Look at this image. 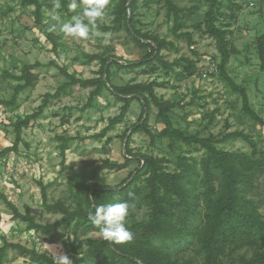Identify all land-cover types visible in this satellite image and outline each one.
<instances>
[{"label":"rangeland","instance_id":"374dc122","mask_svg":"<svg viewBox=\"0 0 264 264\" xmlns=\"http://www.w3.org/2000/svg\"><path fill=\"white\" fill-rule=\"evenodd\" d=\"M40 1L43 7L37 14L34 6L24 7L21 0H0V98L11 97L18 81L9 76L18 75L24 63L39 61L42 64L37 68L35 85L19 92L16 106H0V150L14 140L15 119L34 111L46 92L53 93L66 80L60 68L65 67L77 77L88 78L96 75L100 63L98 60L88 61L84 53H97L109 57L108 60L125 62L140 60L147 52L138 47L125 30L101 29L112 24L118 0H110L106 15L97 21L96 28L92 30L98 35L90 34L87 39H73L61 31L62 24L82 13L84 5L81 0H77L78 7L74 11L69 9L72 0H60L58 9L54 6V0ZM220 1L223 16L219 22L228 24L227 37L238 49V53L230 58L226 71L237 84L246 88L252 109L264 120V69L259 67L257 53L258 37L264 33V0L251 8L238 0ZM176 2L180 6H190L194 1ZM198 5V11L186 20L184 27L194 32L195 43L192 46L172 36V22L166 16L162 0H138L133 13L137 29L172 40L177 46L176 52L162 51L166 59L171 61L187 56L197 60L196 74L177 82L173 73L164 71L157 64L153 65V72L149 65L137 66L132 70L112 66L111 82L115 85L152 80L166 83L155 88L157 95L183 104L170 114L175 127L186 133H211L216 138L227 131H243L264 151V126L243 112L240 95L231 90L215 69L219 57L214 40L195 28L197 24H202L206 11L204 2L199 1ZM53 31L59 33L57 55L51 51V41L47 38V34ZM192 50H196L198 55H193ZM4 72L9 76H4ZM89 91L90 88L76 89L51 99L42 114L23 128L18 151L0 158V194L21 212L25 211V206H29L39 223H50L61 217L59 213L47 212L42 207L40 183L46 187L47 202L61 200L70 209H75V194L84 188H93L98 184L113 186L126 179L128 182L141 167L139 153L166 158L165 166L171 171L178 168V157L199 160L206 154L198 145L159 137L163 123L152 103L147 124L155 138L151 140L144 132H134L133 126L141 113L140 101L136 99L130 102L123 121L113 125L105 135L96 137L95 134L108 124V118L119 112L121 102L105 89L93 99L91 107L82 109ZM212 112L213 122H210ZM125 132L126 137L123 138ZM61 137H72L64 155L60 149ZM129 137L128 146L135 155L129 156L126 162ZM215 146L227 151L250 152V147L241 138H230ZM143 179L144 175L137 182L139 186L144 184ZM147 217L148 210L142 207L129 213L127 222L146 220ZM99 237L96 232L75 234L72 227L47 233L29 230L25 222L12 219L11 210L0 198V244L4 240L18 242L51 258L57 252L77 258L93 248ZM246 254L250 255V250ZM2 264L45 263L8 250ZM87 264H96V261H88Z\"/></svg>","mask_w":264,"mask_h":264},{"label":"trees","instance_id":"16d2710c","mask_svg":"<svg viewBox=\"0 0 264 264\" xmlns=\"http://www.w3.org/2000/svg\"><path fill=\"white\" fill-rule=\"evenodd\" d=\"M63 1V0H62ZM118 0L112 24L103 26V31L125 30L133 42L147 52L136 61L120 62L100 54L84 53L88 61L98 60L100 67L95 76L82 78L67 71L65 67L60 72L66 80L53 93L46 92L37 108L18 116L13 123L14 140L11 145L0 150V158L10 152H17L22 142V130L29 123L42 114L43 109L51 99L59 98L76 89L90 88L87 101L82 109L92 106L93 99L105 89L116 100L121 102L119 112L108 118V124L95 134L96 137L105 135L113 125L123 121L127 115L130 102L133 99L140 101L141 113L134 132L146 133L151 140L155 134L151 132L147 122L150 113V104L157 109V116L163 123L159 130V137H166L171 141H181L185 144H195L206 151L199 160L178 157L177 169L171 171L165 166L164 157H155L151 154L139 153L141 167L127 182L123 180L117 185L98 184L93 188L86 187L75 194L77 206L70 209L63 201L47 202L46 187L40 183L42 207L47 212L59 213L61 217L53 222L39 223L35 220L29 206L21 212L14 203L0 194L6 206L12 212V219L27 224V229L36 232H56L58 228L72 227L75 234L96 232L99 228L89 220V213L95 211V206L127 202L129 213L146 207V220H133L126 226L133 234V239L124 244H111L99 237L97 244L86 254L72 258L73 264H87L96 261V264H264V151L257 142L246 133L239 130L227 131L222 137L216 138L213 134L200 132L186 133L175 127L171 119V112L176 107H183L180 101L165 99L157 95L155 88L166 83L156 81L126 82L115 85L111 82V67L132 70L137 66L149 65L151 71L157 64L166 72L174 75V80L180 82L198 72L197 60L187 56H180L168 60L163 50L177 51L172 40L159 38L152 34L141 32L135 27L134 10L138 0ZM190 6H180L176 0H162L166 9V16L171 20V34L176 39L184 40L189 46L195 43L193 31L184 29L186 20L195 15L199 9L198 2L206 5L202 24L195 28L202 31L214 40L219 63L217 70L229 84L231 90L241 97L242 110L251 119L264 126V120L252 109L246 88L237 84L227 73L226 66L230 58L238 53V49L228 39V24L219 22L223 16L220 0H193ZM64 6H66V3ZM22 6H34L35 13H40L43 4L40 0H21ZM239 7V5H237ZM128 11L130 16L128 18ZM51 41V51L57 55L60 45L58 35L47 34ZM198 55L196 50L191 51ZM257 53L260 60L259 67L264 69V33L258 37ZM42 64L39 61L24 63L18 75L9 76L18 81L13 87L9 99L0 98L1 107H15L20 91L34 86L38 73L37 68ZM104 74L106 80H104ZM138 95V97L136 96ZM213 113L210 122H213ZM126 137V132L123 138ZM230 138H241L250 147L248 154L218 149L215 144ZM61 154L64 155L72 137H61ZM126 144L125 161L135 155ZM144 175V184L137 182ZM131 176V174H130ZM129 176V178H130ZM126 183V185H123ZM134 193L129 197L128 193ZM15 251L20 256L31 260L54 264L53 258L40 253L34 248L18 242L4 240L0 244V264L6 252ZM250 250V255L246 251Z\"/></svg>","mask_w":264,"mask_h":264},{"label":"clouds","instance_id":"9594fccd","mask_svg":"<svg viewBox=\"0 0 264 264\" xmlns=\"http://www.w3.org/2000/svg\"><path fill=\"white\" fill-rule=\"evenodd\" d=\"M84 5L80 14L74 15L70 22L61 26V31L73 39H87L90 34L98 35L92 30L96 28L97 21L106 15V9L110 0H81ZM54 6L60 7V0H54ZM78 7L77 0L69 4L70 10ZM131 198L134 193L129 192ZM129 204L118 202L114 204L97 205L95 211L89 213V220L99 228L101 238L111 244H124L133 239V234L126 226L129 215ZM54 264H73L72 258L63 252H57L53 256Z\"/></svg>","mask_w":264,"mask_h":264},{"label":"built area","instance_id":"2783aa9c","mask_svg":"<svg viewBox=\"0 0 264 264\" xmlns=\"http://www.w3.org/2000/svg\"><path fill=\"white\" fill-rule=\"evenodd\" d=\"M259 1H262V0H238V2L240 4H243L244 6H247L249 8L254 7L255 4L257 2H259ZM215 69L217 70V65H216V68Z\"/></svg>","mask_w":264,"mask_h":264},{"label":"water","instance_id":"95a60500","mask_svg":"<svg viewBox=\"0 0 264 264\" xmlns=\"http://www.w3.org/2000/svg\"><path fill=\"white\" fill-rule=\"evenodd\" d=\"M126 6H127V8L129 9V7H130V0H128ZM128 18H129V15H128ZM104 80H106V78H105V74H104ZM136 96L138 97V95H136Z\"/></svg>","mask_w":264,"mask_h":264},{"label":"crops","instance_id":"0c3cea01","mask_svg":"<svg viewBox=\"0 0 264 264\" xmlns=\"http://www.w3.org/2000/svg\"><path fill=\"white\" fill-rule=\"evenodd\" d=\"M53 33L59 36V33H58V32H54V31H53ZM0 39H1V36H0ZM0 49H1V48H0ZM4 49H5V48H4Z\"/></svg>","mask_w":264,"mask_h":264}]
</instances>
